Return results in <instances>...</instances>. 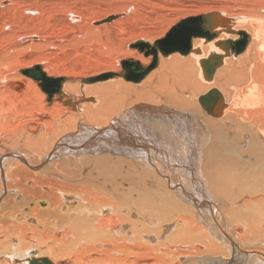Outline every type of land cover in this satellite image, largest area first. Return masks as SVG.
<instances>
[{
  "label": "bare ground",
  "instance_id": "bare-ground-1",
  "mask_svg": "<svg viewBox=\"0 0 264 264\" xmlns=\"http://www.w3.org/2000/svg\"><path fill=\"white\" fill-rule=\"evenodd\" d=\"M0 1V264H264V0Z\"/></svg>",
  "mask_w": 264,
  "mask_h": 264
},
{
  "label": "rangeland",
  "instance_id": "rangeland-1",
  "mask_svg": "<svg viewBox=\"0 0 264 264\" xmlns=\"http://www.w3.org/2000/svg\"><path fill=\"white\" fill-rule=\"evenodd\" d=\"M28 1H29V0H28ZM32 1H33V0H32ZM41 1L44 2V7H43V9H45V11H47V14H48V13H49V14L52 13L53 10H52L51 8H55L54 6H56V7H57V6L61 7V6H63L64 4H65V5H64L63 7H66V8H69L70 5H71V9L74 8L75 5H76L75 9H76L77 11H82V12H85V13H86V11L84 10L83 6H86V7H87V5H88V3H89V2H87V4H86V1H85V3H84V2H82V0H73L74 3L77 1V2H76L77 4L75 3V5H73V6H74V7H73L72 4H74V3H73L72 0H62V1H61V0H57V2H56V0H41ZM71 1H72V3H71ZM97 1H98V2H97ZM103 1H104V0H103ZM0 2H2V1H0ZM3 2H6V4H5V5H1V6H6V5H8V3H9L10 1H9V0H3ZM29 2H30V1H29ZM45 2H46V3H45ZM53 2H54V3H53ZM58 2L61 3V4H63V5H61V4L58 5ZM93 2H94V4L97 3L96 5H97L98 7L100 6L101 9L106 8V6H105V7L102 6V5L105 4V3H103L102 1H99V0H94V1H93V0H92V3H93ZM104 2H105V1H104ZM50 3H51V5H50ZM82 3H83L84 5H83ZM99 3H101V5H99ZM28 4H29V3H28ZM52 4H54V5H52ZM55 4H56V5H55ZM66 4H67V5H66ZM68 4H69V6H68ZM81 4H82V5H81ZM78 5H79L80 8L78 7ZM90 5H91V4H90ZM91 6H93V4H92ZM97 6H95V7H97ZM101 6H102L103 8H102ZM28 7L33 8L34 6L32 7V5H29ZM49 7H50V8H49ZM59 7H57V8L59 9ZM86 7H85V9H86ZM93 7H94V6H93ZM95 7H94V8H95ZM77 8H78V9H77ZM81 8H82V9H81ZM94 8H93V9H94ZM50 9H51L52 11H50ZM80 9H81V10H80ZM96 9H97V8H95V10H96ZM192 9H193V8H191L190 10H192ZM4 10H5V11H3V13H2V11L0 10V11H1V12H0V21H2L3 23H4V20H5V19H6V20H5L6 22L9 21L8 19H9V16H10V14H11V11H9V10H10V7H7V6H6V7L4 8ZM93 11H94V10H93ZM90 12H92V11L90 10ZM123 12H125V11H123ZM123 12H122V14H124ZM87 13H89V12H87ZM87 13H86V14H87ZM114 13H116V14H117V13L120 14L121 12H119V11H118V12H113L112 14H114ZM125 13H126V12H125ZM24 14H25L26 16L33 17V15H28V14H30V13H27V14L24 13ZM35 14H36V13H35ZM6 15H7V16H6ZM63 15H64V14H63ZM108 15H111V13L105 15V17H107ZM122 16H124V15H122ZM189 16H190V15H189ZM57 17H59V16H57ZM57 17H56V19L58 20V24H60L61 22H60V20H59ZM105 17L103 16L102 18L95 20V22L97 23V22L103 20ZM3 19H4V20H3ZM50 20L52 21V22L50 21V23H54V25H58V24H56V23L54 22L53 19H50ZM114 20H115V19H114ZM112 21H113V20H112ZM95 22L92 21L91 24H93V25H99V24H96ZM110 22H111V21H110ZM105 23H107V22H105ZM100 24H102V23H100ZM8 25H9V26H7V29H6L7 31H6V32H10L11 34H14V33H15V35H16V34H19L18 31H19L20 33H23V32H24V30H23V31H22V30L20 31V25H17V24L14 25V24H12V23H11V24H8ZM12 25H14L15 27L12 26ZM11 27H12V28H11ZM54 27H55V26H54ZM22 28H23V27H22V25H21V29H22ZM23 29H24V28H23ZM14 30H15V31H14ZM16 30H17V32H16ZM13 31H14V32H13ZM85 38H86V40H84ZM85 38H82L83 41H81V40H79V41H75L73 44H72V42H71V44H70V42H69V45H66V44L68 43V41H67L68 39H67V38H66V39L61 38V40L63 39L62 41L60 40V41L62 42V43H61L62 45L59 46V47H58V46H54V49H53V50L51 49V50H52L54 53H56L57 55L61 54L60 57H65L66 59H68V58L70 59V58H71V59H70L71 61H72V59H73V61H76L77 59H75V58H78V60H80V59H81V60H87V59H85V58H86L87 56H90V53H91V56L88 57V59H91L92 55L94 56V54H95L96 51H97L96 49H97L98 46L96 47V45H98V44H97V41H95V38H94V39H93V38H90V39L88 38L89 40L93 39V42L95 43V45H94L95 47L93 46V47H94V51H95V52H94V51H93V47L90 46V45H93L94 43H92V40H91V41L87 40V37H85ZM65 40L67 41V43L64 42ZM63 42H64V44L66 43V44H65V47H64V45H63ZM78 42H80V44H78ZM90 42H91V44H90ZM82 43H83L84 45H83ZM86 43H87V44H86ZM77 44H78V46H76ZM70 45H72V46H70ZM88 45H89V47L92 49L93 52L91 51V49H90L89 47H85V46H88ZM75 46H76V47H75ZM63 47H64V48H63ZM84 47H85V48H84ZM86 48H87V50H86ZM88 49L90 50L89 52H88ZM70 51H71V52H70ZM86 51H87L88 53H87ZM54 53H53V54H54ZM93 53H94V54H93ZM86 55H87V56H86ZM83 56H84V57H83ZM69 59H68V60H69ZM76 67H77V66H76ZM79 68H80V67H79ZM82 68H83V67H82ZM82 68H80L81 71H83ZM77 70H78V68L75 69V71L78 73V71H80V70H78V71H77ZM100 74H101V73H100ZM96 76H97V75H96ZM88 77H89V76H88ZM88 77H86V78H88ZM92 77H93V76H92ZM25 105H26V102L24 103V106H25ZM214 172H215V173H220V174H222V175L225 174V173L217 172V171H214ZM227 185L230 186L229 178H228V177H226V181H225L224 183H222V184H220V185L218 184V186H217L216 188H212V191H215V192L220 193V192H222V189H223L225 186H227ZM230 190H231V191H234L233 189H230ZM106 211H107V210L104 209L102 212L105 213ZM187 262H188V264H195V263L197 264V263H198V262H195V263H194V262H192V261H191V262H190V261H187Z\"/></svg>",
  "mask_w": 264,
  "mask_h": 264
},
{
  "label": "water",
  "instance_id": "water-1",
  "mask_svg": "<svg viewBox=\"0 0 264 264\" xmlns=\"http://www.w3.org/2000/svg\"><path fill=\"white\" fill-rule=\"evenodd\" d=\"M190 20H192V18H186L184 21H186V23L187 22H189ZM184 25V24H183ZM183 25H181V23L179 22V23H177V24H175L174 25V29H177V30H179L178 28H182L183 27ZM199 29H201L200 28V26H197ZM197 29V28H196ZM203 30V29H202ZM125 63H127V66L126 67H124L125 68V72L123 73V75L125 76V77H134V78H139L140 76H142V74H144V71L143 72H140V73H138V69L136 70V68L135 67H132V69L130 70V60H128V61H126ZM134 64V63H133ZM136 66H138V68H140V65H137V64H135ZM129 66V67H128ZM106 73H104V74H102V75H100V76H103V75H105ZM100 76H98V77H100ZM94 78H97V77H93L92 79H94ZM91 79V80H92ZM29 264H53L49 259H47V258H42V261H39V260H36V259H34V258H31L30 260H29Z\"/></svg>",
  "mask_w": 264,
  "mask_h": 264
}]
</instances>
